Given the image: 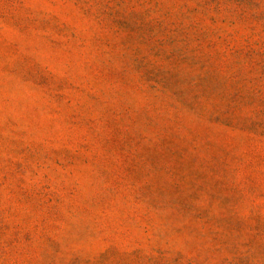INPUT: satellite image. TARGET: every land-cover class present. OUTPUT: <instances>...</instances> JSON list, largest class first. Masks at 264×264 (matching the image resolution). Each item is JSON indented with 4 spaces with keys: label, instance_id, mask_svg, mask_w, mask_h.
Returning a JSON list of instances; mask_svg holds the SVG:
<instances>
[{
    "label": "rangeland",
    "instance_id": "1",
    "mask_svg": "<svg viewBox=\"0 0 264 264\" xmlns=\"http://www.w3.org/2000/svg\"><path fill=\"white\" fill-rule=\"evenodd\" d=\"M0 264H264V0H0Z\"/></svg>",
    "mask_w": 264,
    "mask_h": 264
}]
</instances>
